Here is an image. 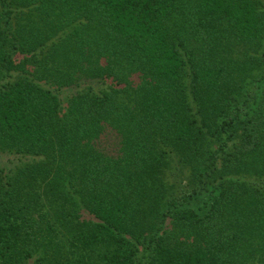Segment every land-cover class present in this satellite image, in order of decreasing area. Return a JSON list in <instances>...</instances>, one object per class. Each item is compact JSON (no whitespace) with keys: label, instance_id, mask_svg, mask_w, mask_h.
<instances>
[{"label":"trees","instance_id":"16d2710c","mask_svg":"<svg viewBox=\"0 0 264 264\" xmlns=\"http://www.w3.org/2000/svg\"><path fill=\"white\" fill-rule=\"evenodd\" d=\"M0 153V264H264V0H0Z\"/></svg>","mask_w":264,"mask_h":264},{"label":"rangeland","instance_id":"374dc122","mask_svg":"<svg viewBox=\"0 0 264 264\" xmlns=\"http://www.w3.org/2000/svg\"><path fill=\"white\" fill-rule=\"evenodd\" d=\"M21 160L14 155L0 153V166L2 168H15L21 164ZM168 183L175 185L177 188L182 187L187 182L186 174L178 170L175 162L166 171Z\"/></svg>","mask_w":264,"mask_h":264}]
</instances>
